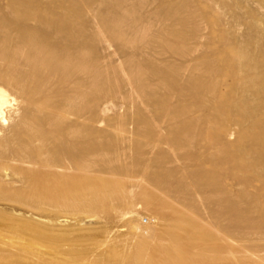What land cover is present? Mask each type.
Wrapping results in <instances>:
<instances>
[{
    "label": "bare ground",
    "instance_id": "1",
    "mask_svg": "<svg viewBox=\"0 0 264 264\" xmlns=\"http://www.w3.org/2000/svg\"><path fill=\"white\" fill-rule=\"evenodd\" d=\"M63 1L0 0V170H22L33 197L50 198V181L85 180L88 171L104 174L117 202L144 182L160 208L176 196L184 206L173 209L177 224L154 246L141 240L137 264L148 248L149 264H264L262 13L248 0ZM153 22L162 23L156 32ZM161 89L174 94L160 100ZM124 91L129 109L153 110L138 108L135 125L140 134L146 125L154 147L195 145L208 134L211 183L179 177L185 163L168 167L155 156L129 165L124 147L116 153L102 142L100 124ZM195 195L214 205L216 227L225 218L245 245L222 253L215 243L210 256H191V236L208 235L185 209Z\"/></svg>",
    "mask_w": 264,
    "mask_h": 264
},
{
    "label": "rangeland",
    "instance_id": "2",
    "mask_svg": "<svg viewBox=\"0 0 264 264\" xmlns=\"http://www.w3.org/2000/svg\"><path fill=\"white\" fill-rule=\"evenodd\" d=\"M63 3L66 6L72 4L69 0ZM248 6L262 13L264 21V5L259 0H248ZM157 23L153 22V32L162 27V23ZM126 92H129V88H126ZM126 92L119 94L114 109L104 115L105 120L100 124L104 133L102 142L116 146V153H123L124 147L126 156L123 159L129 165L138 156L141 161H148L155 156L158 161L167 162L168 167L174 168L185 163L189 168L179 170V177L193 174L211 183L215 170L212 163L213 149L207 146L208 134L202 133L195 145L176 148L157 144L154 147L143 132L146 125H141V134L135 125L138 108L144 115L153 113V110L142 103H138V108L129 109ZM158 93L160 100L174 94L163 89ZM135 95L134 99L138 100L139 96ZM172 101L177 103L175 97ZM125 120L131 124L121 126V121ZM163 131L167 133L166 129ZM182 157L184 160L181 161ZM21 171L0 170V264H137L141 240L145 239L154 246L158 234L177 224L173 219V209L184 207L176 196L170 199L171 204L167 208L152 203L145 192L156 193L157 189L149 182L129 186L126 188L127 200L114 201L110 197L111 192L103 186L104 174L94 171L85 172L88 177L85 180L68 181L61 185L50 181L47 188L53 191L46 193L50 198L33 197ZM71 172H67V175L79 173L77 170ZM224 181L227 180L223 178ZM211 188L205 187L204 190ZM130 192H133L132 196ZM194 202L185 209L189 216L198 220L200 228L206 230L208 235L191 236L197 244L191 256H210L215 243H219L222 253H227L230 246L239 248L245 245L246 239L223 228L228 223L225 218H220L221 226L216 227L214 205L206 204L197 195L194 196ZM214 234L220 236L218 242L214 240ZM150 250H146L138 264H149Z\"/></svg>",
    "mask_w": 264,
    "mask_h": 264
}]
</instances>
